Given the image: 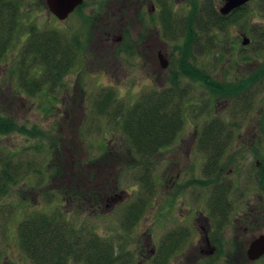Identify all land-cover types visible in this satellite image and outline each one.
<instances>
[{
  "label": "rangeland",
  "instance_id": "374dc122",
  "mask_svg": "<svg viewBox=\"0 0 264 264\" xmlns=\"http://www.w3.org/2000/svg\"><path fill=\"white\" fill-rule=\"evenodd\" d=\"M109 1L85 0L84 5L64 21L49 11L45 0H23L19 9L20 33L0 65V103L11 104V114L19 124L25 123L28 127L36 124L49 135L45 139L32 138L17 131L0 135V156L11 158L13 164H20L21 176L25 177L11 188L10 194L0 197V264H34L22 249L18 230L24 219L39 211L62 212L72 223L92 226L102 237L114 239L118 245L123 243L126 249L133 251L137 264H145L152 257L153 247H160L169 231L183 226L188 228L189 237L180 242L183 250L176 252L180 254L178 261L185 262L182 254L197 255V248L193 245L197 236L194 222L200 215L196 213L198 209L209 217V225L206 224L204 233L209 230L212 239L215 236L210 234L211 231L221 229L217 237L223 238L224 243L227 241L229 246L226 247L231 250H236V245L246 250L254 237L264 233V215L251 226V231L244 232L233 223L239 213L249 212L247 203L258 204L259 190L254 181H236L233 184L227 195L234 207L230 211L231 224L218 228L219 225L215 224L218 223L217 219L210 214V189L202 182L205 180L202 174L203 166L208 161L207 152L198 149L197 145L187 153L193 130L197 128L201 133L206 124L218 117L226 132H234L233 139L230 138L227 145L228 155L221 160L226 168L230 163L235 164L236 156L231 159L228 156L232 151L239 150L235 144L240 132L250 124L251 119V125H256V121L262 125L261 121H264V79L251 84L243 91L241 99L234 102L212 94L202 82L181 75L182 86L186 84L190 88L182 129L175 143L163 149L155 159L151 162L143 160L132 153L120 115L115 111L121 110L122 115L152 92L171 85L173 73L181 70L185 36L181 34L179 40L170 42L173 47L169 48L168 68L160 67L154 73L144 68V60L134 45L131 52L127 51L135 39L132 17L127 27L128 39L116 47L114 54L109 53L110 60H116L121 65L114 64L112 68L104 63L105 56L104 59L100 57L107 50L97 43L102 35L100 31L105 28V21L101 17L106 15ZM212 2L219 5L220 0ZM187 7L186 0H174V17H179L180 13L186 15ZM34 26L41 31L55 30L70 40L78 36L82 43L74 55L78 61L75 59L70 70L63 75L64 85H43V92L37 96L31 95L30 85L26 90L21 87L17 77L11 78L9 73L15 58L26 47L29 29ZM262 32L264 0H251L227 30H213L201 35L204 46L192 53L190 62L207 70L219 81L249 82L264 64ZM244 33L251 38L246 46L242 43ZM42 70V67L36 66L34 72L39 73L34 76L39 77ZM108 92L110 102L101 112L98 101L108 97ZM54 97L56 104L52 108L50 98ZM54 139H58V147L50 151V142ZM237 142L240 144L242 141L238 138ZM249 157H246L244 164L251 167ZM258 157L256 155L254 160ZM140 161H145V164H140ZM49 164L52 167L47 169ZM56 167L61 168L59 174L54 172ZM147 168L149 177L142 181ZM197 168L199 173L195 174ZM39 170L45 171L44 175ZM195 175L201 182H190ZM251 177L256 178L255 172ZM87 189L103 190V195L109 193V198L104 202L101 200V206L94 208L92 205L78 215L74 204L65 198V193ZM140 198L148 199L145 214L128 231L122 225L126 208ZM237 238L238 241L235 240ZM174 243L171 244L172 248L177 246ZM209 257L211 261L217 259L216 254ZM174 259L173 255L167 262ZM254 264H264V259Z\"/></svg>",
  "mask_w": 264,
  "mask_h": 264
},
{
  "label": "trees",
  "instance_id": "16d2710c",
  "mask_svg": "<svg viewBox=\"0 0 264 264\" xmlns=\"http://www.w3.org/2000/svg\"><path fill=\"white\" fill-rule=\"evenodd\" d=\"M186 1L189 5L186 13L188 17H183L184 13H180L179 17H173V40H179L181 34L185 36L182 46L184 54L181 70L173 73L172 77L170 75L171 85L169 87L157 89L151 93V97L148 95L144 101L132 109L126 110L122 115L121 110L115 111L120 115L128 143L132 147V153L146 161L155 159L163 149L172 145L179 130L182 129L190 88L186 84L182 86L181 75L191 78L195 82H202L212 94L235 100L234 102L241 99L243 91L251 84L264 79V64L254 74L251 81L227 83L215 79L210 72L200 69L190 62V56L192 57L194 50L204 46L200 32L209 34L213 30H227L233 22L237 21L238 14L244 12L248 5L229 15H223L219 12L218 5H215L212 0ZM22 4L23 0H0V65L20 33L19 9ZM172 15L174 16V10ZM28 38L24 51L15 58L14 64L12 63L10 66V75L17 77L21 87L26 90L30 85L29 91L32 96H37L42 91L43 85L52 84L51 87L64 85L63 75L70 70L75 62L74 55L77 52L75 48L78 49L82 44L79 37L74 36L70 40L55 30L41 31L39 27L34 26L29 29ZM38 65L43 70L39 77H35L34 74L39 73V71L34 72ZM1 94L2 91H0V97ZM107 94L108 97L103 101H98V109L101 112L105 111L110 102L111 95L109 92ZM50 99L53 104L52 108H54L56 97ZM6 103L8 104L0 103V135H10L16 131L32 138L45 139L46 135H49L36 124L32 127H28L25 123L19 124L11 114V104ZM261 122L264 125V121ZM205 127L209 129L201 131L200 142L208 144L204 148L209 155L206 175L210 176L212 174L209 169L217 168L219 162L223 160L221 158V152L225 148L223 144L229 142L231 133L223 129V123L218 117L206 124ZM58 142V139L51 141L50 147L48 146L49 150L56 149ZM40 145L37 146L40 148ZM140 162V164H145V161ZM50 167L52 164H49L47 169ZM60 171L61 168L56 167L54 172L59 174ZM38 172L41 175L45 173L41 170ZM146 177H149L148 168L141 180L143 181ZM20 180H25V177L21 176V165L13 164L11 158L1 155L0 197L10 194L11 188ZM106 189L109 190V188ZM228 192V188L226 190L219 184L212 188L209 200L212 218L217 220L223 218L228 215L227 211H231L233 208L232 202L227 197ZM65 194V198L69 199L72 205L74 204L78 215L82 213L83 209H89L92 205L94 208L101 206L99 205L101 200L104 202L109 197L107 194L103 195V190L92 189L68 191ZM147 201L148 199L140 198L126 208L122 221L126 230L130 231L139 219H142ZM64 214L57 211L51 213L39 211L20 223L18 230L20 244L34 264H137L135 253L126 249L123 243L118 245L114 239L102 237L93 230L92 226L86 227L82 224L72 223ZM219 230L212 231L210 234L217 237L220 233ZM184 238H186V232L174 236L172 233L168 234L160 246L161 252L158 251V254L153 255L145 264H167L169 255L175 253H170L173 247L171 244L181 242ZM212 239L216 240V238ZM219 245H221V252L219 251L218 255L225 254L227 251L224 241ZM210 262L211 264L216 263L211 260Z\"/></svg>",
  "mask_w": 264,
  "mask_h": 264
},
{
  "label": "flooded vegetation",
  "instance_id": "af4514ba",
  "mask_svg": "<svg viewBox=\"0 0 264 264\" xmlns=\"http://www.w3.org/2000/svg\"><path fill=\"white\" fill-rule=\"evenodd\" d=\"M178 1H185V0H178ZM220 3L221 0L219 4ZM173 4H174V0H110L107 4L106 15L105 16L103 15L101 17L105 21V28L104 30L100 31L102 32V35H100L99 40L97 42L101 48L107 50L106 54L103 52V54L100 56L101 59H104L105 56L104 63L106 65H111L112 68L114 64H118L119 67L121 66L116 60L114 61L110 60V54L112 53L114 54L116 47L123 44L124 41L128 39L127 36L129 31L127 30V27L129 26V24H131L132 21L131 18L133 17L134 20L132 21V23L133 26L135 27L134 28L135 39H134V44H130L127 48V51L131 52V49L133 48L134 45L138 55H140V57L144 60L142 64L144 65L145 69L149 68L154 73H156L155 71L158 70L160 67L164 69L163 67L164 63L166 61L169 62V58H170L169 54L171 52L169 48L173 47L172 45H170V42L173 41V22H174V18H173L174 16L172 15L174 9ZM188 8L189 5L186 9L188 10ZM183 17H188V14L184 15ZM96 18H99L98 15H96ZM200 34L202 35L201 32ZM135 48H134V54H135ZM252 122L253 119H251L250 124L246 126L242 130V133L240 132L239 136L237 137V139L238 138L241 139L242 142L239 144V142H237L236 139L235 147L236 146L239 147L236 148L239 150L238 151L235 150L234 152L232 151L231 154L228 156V158L231 159L232 156L235 155L236 156L235 164L238 165H235L234 163L233 164L230 163L229 167L226 168L227 166L224 167L225 162L221 161L219 162L220 164L217 165V168L215 167L209 169L212 175L208 176L206 175V168L208 166L207 163L208 161H207L203 166V174H202V176L205 179L202 182L204 183L207 182L206 186L207 188L210 189V193L212 191V188L215 187L217 184H219V186L225 188L226 190L228 188L230 193V191L233 188V184H235L236 181L238 182L254 181L256 183L255 187L259 190L258 204L251 205L250 202L247 203L249 212H244L243 214L239 213V215H237L234 218V222H233L238 229L239 228L243 229L244 232H247L248 230L251 231V226H253L255 223H258L259 219L261 220L264 215V126L260 125V121H256V125H251ZM204 129H209V128L203 127L202 130ZM223 129L226 128L223 127ZM229 133L232 134L230 138L233 139L234 132L230 131ZM199 134L201 133L198 131L197 128L193 130L192 136L189 137L190 143L188 144L187 153L189 151L192 152L194 147H196L197 145L199 147L198 149L204 152L207 151L204 147H206V145L208 146V144L200 142L201 136ZM257 140L259 141L256 143ZM229 143L230 141L223 144L225 148L221 152L222 155V157L220 156L221 158H224L225 156L227 157L228 154H226V150L228 149L227 145H229ZM241 151L244 153H242ZM256 155H258L259 157L254 160V157ZM246 157H249V159L252 160L251 167H248L246 164H244ZM241 158L242 161L239 164ZM196 171L197 172H195V174H198L199 169L197 168ZM254 172L256 178L251 177L252 174H254ZM193 181L201 182V180H199V178L196 175L194 180H191L190 182ZM233 208H231V210ZM210 210H211L210 214H212V209L210 208ZM227 212L228 215L224 216L223 218H219L217 220L218 223L215 222L217 226L219 225V227H222L231 224L230 211ZM196 213L200 215L199 217L195 218L196 222H194L195 228L197 227L196 228L197 236L195 239L196 243L193 246L197 248L198 254L197 255L188 254L187 256L185 254H182L183 260H185V262L183 263L182 261L181 262L178 261L180 254L177 255L176 252L178 250L179 252L183 250V245H180V242H178L176 243L177 246H175L170 250V253L172 252L175 253L169 255V258H172L174 255L175 263L174 261L172 262L171 260H169L167 264H211L210 262L211 257L209 256H214L215 254H216L215 258H217L215 264H249V261L251 262V264L255 263V261H251L248 259L247 256L248 247L245 250L243 246L241 247L236 245L235 251L231 250L229 247H226L227 252L223 255L220 254L218 255V252L219 251L221 252V245L219 244H221L223 238L221 239V237H215L216 240L215 239L212 240L211 237L209 236V230L208 232L206 231L204 233L206 224L209 225V217L206 216L205 212H203V210L200 209H198ZM196 223H198V225ZM187 230L188 228L183 226L177 228L174 231L171 230L167 234L172 233L174 236V235H182L186 232V238H187L189 237L188 236L189 233ZM201 233L202 235L199 237ZM235 240L238 241V238ZM225 242H226L224 243L225 246H229V243H227V241ZM159 249L160 247L154 246L152 249V256L157 255L158 251H160ZM244 251H246L245 256H244ZM260 259L263 258L261 257ZM213 260L215 259L213 258Z\"/></svg>",
  "mask_w": 264,
  "mask_h": 264
},
{
  "label": "water",
  "instance_id": "95a60500",
  "mask_svg": "<svg viewBox=\"0 0 264 264\" xmlns=\"http://www.w3.org/2000/svg\"><path fill=\"white\" fill-rule=\"evenodd\" d=\"M47 7L59 20H66L77 7L83 4L84 0H45ZM250 0H224V4L220 7V12L224 15L230 14L232 11L246 5ZM249 38H245L243 43L248 44ZM169 62L166 61L163 65L167 68ZM264 255V233L259 234L251 240L247 256L251 261H256Z\"/></svg>",
  "mask_w": 264,
  "mask_h": 264
}]
</instances>
